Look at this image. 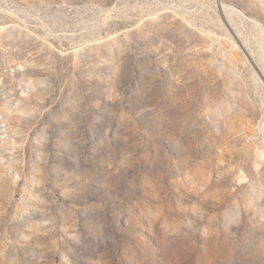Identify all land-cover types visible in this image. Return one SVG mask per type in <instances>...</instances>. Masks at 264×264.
<instances>
[{"label":"rangeland","instance_id":"374dc122","mask_svg":"<svg viewBox=\"0 0 264 264\" xmlns=\"http://www.w3.org/2000/svg\"><path fill=\"white\" fill-rule=\"evenodd\" d=\"M0 264H264V0H0Z\"/></svg>","mask_w":264,"mask_h":264}]
</instances>
